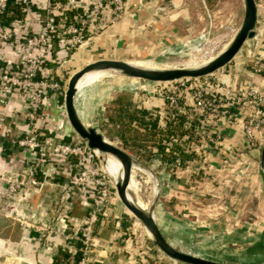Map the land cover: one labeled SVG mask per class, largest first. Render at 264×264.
I'll return each instance as SVG.
<instances>
[{"label": "crops", "instance_id": "obj_1", "mask_svg": "<svg viewBox=\"0 0 264 264\" xmlns=\"http://www.w3.org/2000/svg\"><path fill=\"white\" fill-rule=\"evenodd\" d=\"M32 1L35 13H42L45 0ZM203 1L125 0L126 11L119 20L106 22L99 32L90 28L85 40L75 48H63L53 34L50 49L45 53L46 72L67 82L74 71L95 59L151 62L163 50L175 52L167 48L191 37L197 30L200 16H211L208 9L202 7ZM87 2L80 0L78 8L85 9ZM242 9L243 17L244 4ZM9 10L6 22L13 29L10 41L1 48L3 59L17 57L21 33L27 29L21 21L22 14L17 0H10ZM103 14L107 21L111 9L106 8ZM225 23L232 26L234 20L228 17ZM263 28L261 10L258 9L256 29H262L259 38L247 39L230 62L201 78L213 82L226 71L235 88L246 89L253 85L264 91ZM201 36L193 39L191 44L198 42ZM96 82L77 95L75 106L78 113L86 124L95 126L115 143L120 142L121 147L136 159L139 160L136 154L143 156L145 151H152L148 160L153 161L154 165H160L158 172L163 183L159 202L154 209L161 230V221L157 217L161 214L159 208L162 205L165 217H173L179 222L189 221L192 225L206 229L221 225L229 229H240L244 232L243 237L248 240L254 237L256 244L264 247V167L261 165L264 140L262 143L248 142L243 122L245 110L237 118L228 113L213 115L214 118L211 116V125L208 124L206 128L210 129L215 140L208 146L201 136L204 131L199 128L196 117L190 126H185V114H179L176 118L167 116L165 101L161 96L146 95L140 90L120 84L109 101L120 92H127V107L132 115L131 129L136 132L141 129L152 130L158 136L164 135L161 142L165 143L166 151L171 153H168V157L167 153L161 155L158 149L161 137L150 138L149 142L152 143L135 148L125 144L120 136L108 135L103 125L97 127L92 123L91 115L84 109V102L90 92L95 90ZM186 103L190 109V100L187 99ZM44 105L43 110L47 115L42 122L44 136L64 141L81 138L68 120L61 94L48 92ZM26 108V94L21 89L15 90L7 101L0 99V191H5L10 181L22 176L23 161L27 158L28 149L15 148L9 137L27 130ZM161 119H165L164 125ZM171 138H177L178 141L167 148ZM177 157L179 161H176ZM48 164H53L55 170L47 174V165H43L37 172L39 186L32 189L29 195L23 197L18 191L9 198L0 197V254L6 255L5 262L0 261V264H73L78 256V241L65 234H45L28 228L13 215V210H17L27 219L51 223L59 231H79L93 204L94 191L92 187L85 191H75L64 202L61 210H57L63 183L71 172L77 170V158L73 155L62 158L51 156ZM95 234L97 243L88 264H159L161 260L167 261L166 254L160 252L161 249L152 242L146 229L114 195L96 223ZM249 252H242L236 259L243 263L264 264L257 258L261 254L264 256V250ZM161 254L162 258L159 257Z\"/></svg>", "mask_w": 264, "mask_h": 264}, {"label": "built area", "instance_id": "obj_2", "mask_svg": "<svg viewBox=\"0 0 264 264\" xmlns=\"http://www.w3.org/2000/svg\"><path fill=\"white\" fill-rule=\"evenodd\" d=\"M17 1L22 14L21 21L27 29L21 33L17 57L9 56L3 59L1 48L4 43L10 41L13 28H9L6 22L10 14V0H0V99L7 101L17 89L25 92L27 130L12 135L9 139L15 148L26 147L28 155L23 161L21 178L10 181L8 188L0 191V197L9 198L18 191L26 197L32 189L39 186L37 172L43 165H47V174L55 170L53 164H48L51 156L55 158L76 156L77 170L71 172L63 183L57 210H61L64 202L70 199L75 191H85L92 187L93 204L78 232L59 231L53 228L51 223L27 219L17 210H13V215L20 224L28 228L45 234H65L78 241L79 253L73 264H88L97 243L96 223L100 215L105 212L111 196L114 195L118 199L119 197L112 175L105 167L106 157L97 148L90 147L83 138L64 141L43 135L42 122L47 118L43 110L45 97L50 91L64 97L67 85L66 81H61L53 74L46 72L45 53L50 49L53 34L63 48H75L85 40L90 28L99 32L106 22L119 20L126 11V3L125 0H87L88 6L81 10L78 8L80 0H45L44 11L36 14L32 0ZM255 4L257 11L261 10L264 23V0H255ZM106 8L111 9L107 21L103 14ZM260 34H262L261 29L257 30L255 26V34L249 39L257 40ZM225 72L223 71L222 75L217 76L213 82L205 79L204 81L202 76L183 77L164 81L166 82L164 84L158 83L162 81L139 78V80L134 79L135 84L129 88L144 90L146 95L161 96L165 101L167 116L176 118L179 114H185V126H190L196 117L199 128L204 131L201 136L208 146L215 140L210 134V129L206 128L208 124L211 125V116L228 113L233 118H237L241 111L245 110L243 122L248 142L262 143L264 140V91L253 85L246 89H237L230 74ZM137 81H140V84L137 85ZM187 99L191 103L190 109L187 107ZM160 122L162 125L166 123L165 119H161ZM203 126L205 128H202ZM176 140L177 138H172L167 143V148ZM176 161H179L178 157ZM160 252L166 254L162 250ZM162 254L160 258L163 257ZM166 257L167 261L161 260L159 264H187L168 254Z\"/></svg>", "mask_w": 264, "mask_h": 264}, {"label": "rangeland", "instance_id": "obj_3", "mask_svg": "<svg viewBox=\"0 0 264 264\" xmlns=\"http://www.w3.org/2000/svg\"><path fill=\"white\" fill-rule=\"evenodd\" d=\"M202 7L204 9L207 8V11L211 13V16L207 17L206 14L200 16L196 25L197 30L193 32L191 37L178 45H173L169 49L167 48V50H175V52H164L165 50H163L158 56L153 57L151 64L160 67H176L195 64L216 55L229 43L241 22L243 0H204L202 2ZM228 17L234 20V25L228 26L225 23ZM199 35H202L199 38V41H195L196 43L193 42L194 44H191V41ZM119 79L123 80H121V82L116 81ZM134 79L139 80V78L127 77L120 74L114 76L107 74L101 76L97 80L94 88L95 90L92 91V93L90 92L84 102L85 111L91 115V119L97 127L102 125L107 114H109V108L112 106L109 99L113 93L120 88V84L125 85L126 87H133L135 84ZM136 83L138 85L140 84V81H137ZM158 83L164 84L166 82L162 81ZM107 90L109 91L107 92ZM140 91L144 93V90ZM140 132L143 133L147 131L141 129ZM141 136L147 138L145 144L152 143L149 142L152 136L149 135V133ZM159 137H161L159 140L161 142L163 141L162 138L165 136L161 134ZM166 138L167 140L169 139L168 137ZM170 140H172V138ZM161 143L165 145L164 142ZM117 144L121 146L120 142ZM158 149L160 150L161 155L165 154V147L162 150V146H159L158 144ZM151 153L152 151L149 153L145 151V155L143 156L135 155L137 158L139 157V160L142 163L146 164V167H143L140 164H136L133 167L132 173L137 182V186L135 189H129L132 197L135 200H142L145 203L146 208H149L151 202L156 196L159 197L160 187L163 184L162 179L159 178L160 173L158 172L160 165H154L153 161L148 160ZM146 155H148V157H145ZM104 157H106V155H104ZM158 202L157 198L156 205ZM123 207L125 208L124 205ZM163 208L164 207L161 205L159 208L161 214L157 217L159 221H161L160 224L163 233L165 235L167 234L169 237H173L174 240L178 241L184 248L189 247L191 249H198L197 251L202 253V256L204 257L228 262H240L236 258L243 254L242 252L251 253L249 251L264 250V247L256 244V238L253 237V239L251 238V240H248V238L243 237V230L229 229L223 225L213 229H206L192 225L189 221L184 220L179 222L178 219L176 220L173 217H165ZM140 224L142 225L141 222ZM257 258L264 263V256H262V254L258 255Z\"/></svg>", "mask_w": 264, "mask_h": 264}, {"label": "water", "instance_id": "obj_4", "mask_svg": "<svg viewBox=\"0 0 264 264\" xmlns=\"http://www.w3.org/2000/svg\"><path fill=\"white\" fill-rule=\"evenodd\" d=\"M244 12L242 20L229 41L216 55L207 60L194 64L176 67H160L145 65L134 60L118 58H99L85 63L79 69L74 71L66 85L64 94V106L68 120L73 129L79 136L86 140L90 147L97 148L102 154H112L121 162V174L119 177L112 178L115 183L116 191L121 203L127 211L139 220L146 229L150 239L162 251L169 256L183 261L187 264H259V263H242L228 262L196 255L191 252L182 250L173 245L163 234L158 222L154 216V209L157 203V196L151 202L149 208L139 204L131 195L128 189L129 181L136 164L146 167L138 159L133 157L124 148L114 141L108 139L99 129L93 125H88L81 119L75 106L74 97L77 90L78 80L86 73L94 71H106L120 74L127 77L142 78L155 81L176 80L183 77H200L212 73L218 68L230 62L235 54L239 51L243 43L254 36L255 26L257 23V7L255 0H243ZM261 165L264 167V142L261 149ZM6 260L5 254H0V261Z\"/></svg>", "mask_w": 264, "mask_h": 264}, {"label": "trees", "instance_id": "obj_5", "mask_svg": "<svg viewBox=\"0 0 264 264\" xmlns=\"http://www.w3.org/2000/svg\"><path fill=\"white\" fill-rule=\"evenodd\" d=\"M128 100L129 99L127 92H120L118 96L114 97L111 101L112 106L111 108H109V114H107L105 120L102 122V125L108 135L120 136L121 138H123L125 144L133 146L135 148H137L138 146L142 147L146 143L147 138L141 135L149 133V135H152L151 138L159 136H157L155 131L152 130L141 133L131 129L130 119L132 115L130 114L127 107ZM158 144L159 146H162L163 150L164 145L160 141ZM165 153H167V156L169 157V151H166ZM165 155L166 154H163V156ZM145 157H148V155H146Z\"/></svg>", "mask_w": 264, "mask_h": 264}, {"label": "bare ground", "instance_id": "obj_6", "mask_svg": "<svg viewBox=\"0 0 264 264\" xmlns=\"http://www.w3.org/2000/svg\"><path fill=\"white\" fill-rule=\"evenodd\" d=\"M262 30V29H261ZM204 57V56H203ZM208 59V58H207ZM205 59V60H207ZM203 60V61H205ZM161 61V60H160ZM201 61V62H203ZM136 62H139V63H142V64H145V65H151V66H154L153 64H151V62L149 61H136ZM178 63V62H177ZM200 63V62H198ZM197 64V63H195ZM188 65H194V64H188ZM110 72H106V71H94V72H90V73H86L85 75H83L77 82V93H76V96H75V104H76V98H77V95L83 90L85 89L86 87L92 85L93 83H95L101 76L103 75H106ZM78 111V110H77ZM84 122V121H83ZM85 123V122H84ZM93 123V122H92ZM86 124V123H85ZM162 163V162H161ZM105 167L106 169L114 176V177H119L120 174H121V162L120 160L115 157L114 155L112 154H108L106 156V159H105ZM146 176V175H145ZM139 179V178H138ZM139 181V180H138ZM155 181V180H154ZM150 183V182H149ZM142 184V182H141ZM143 185V184H142ZM137 186V182L135 181L134 177H133V173L131 174V178H130V181H129V186H128V189H135ZM147 186V184H146ZM141 187V186H140ZM151 187V186H150ZM142 190V189H141ZM147 190V189H146ZM147 192V191H146ZM144 193V192H143ZM151 193V192H150ZM146 194V193H144ZM156 194V193H155ZM131 195V194H130ZM132 196V195H131ZM136 201L141 204L142 206H145V203L140 200V199H136ZM165 235V234H164ZM166 238L169 240V242H171L173 245H175L176 247H179L181 248L182 250H185L187 252H191V253H194L196 255H202L200 252H198L197 250L198 249H191L189 247H182V245L174 240L173 237H169L167 234L165 235Z\"/></svg>", "mask_w": 264, "mask_h": 264}]
</instances>
